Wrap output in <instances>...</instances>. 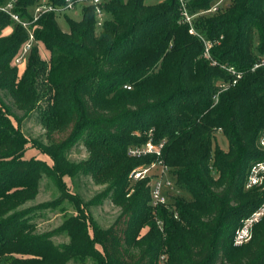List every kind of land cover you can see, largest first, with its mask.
Returning a JSON list of instances; mask_svg holds the SVG:
<instances>
[{
	"label": "trees",
	"instance_id": "16d2710c",
	"mask_svg": "<svg viewBox=\"0 0 264 264\" xmlns=\"http://www.w3.org/2000/svg\"><path fill=\"white\" fill-rule=\"evenodd\" d=\"M214 1L184 0L197 34L183 21L180 0H107L100 29L92 5L82 7L79 19L66 14V31L53 11L34 19L40 0H14L20 21L0 11V90L23 111L14 115L0 97V264H264V215L249 241L233 243L264 200V191L245 188L250 164L264 159L257 144L264 129V67L252 69L264 55V0H228L200 14ZM23 22L38 43L20 76L12 59L28 38ZM7 26L12 33L4 36ZM200 35L212 41L216 64L203 56ZM221 64L243 75L215 103L217 81L231 77ZM37 108L49 133L70 127L63 141L33 144L52 165L25 158L29 139L20 122ZM149 133L164 141L162 156H130L129 147L145 143ZM218 134L227 139L226 150ZM82 139L90 158L72 170L64 149ZM160 159L175 190L168 205L155 206L151 178L130 185L129 173ZM79 170L109 180L101 196L121 211L108 228L97 226L70 192L64 177ZM43 176L56 180L58 202H72L75 213L57 229L38 232L32 209L17 208L35 197ZM58 232L68 240L56 244Z\"/></svg>",
	"mask_w": 264,
	"mask_h": 264
},
{
	"label": "rangeland",
	"instance_id": "374dc122",
	"mask_svg": "<svg viewBox=\"0 0 264 264\" xmlns=\"http://www.w3.org/2000/svg\"><path fill=\"white\" fill-rule=\"evenodd\" d=\"M48 0H40V2H47ZM154 2L157 0H148ZM69 15L72 18L79 19L82 16L81 5L77 7L75 11H67L58 15V22L63 30H68V24L65 20V15ZM12 33V27L7 26L3 29L2 35L8 36ZM19 50V49H18ZM40 54L45 60L49 59L48 51L40 46ZM18 52V51H17ZM29 54L25 55L24 60L20 64L12 65L17 67L18 74L22 76L29 61ZM14 58V57H13ZM0 97L4 104L9 108L10 112L14 115L21 117L23 111L19 110L13 100V98L5 91L0 90ZM14 124L17 122L13 119ZM20 128L23 134L29 139L27 144V150L25 152V158L30 159L36 157L45 160L49 165L53 164L52 158L38 150L33 144L41 143L49 145L52 141H63L66 139L70 132V127L58 131L53 134L48 132L44 123L39 118V109L30 112L20 122ZM217 140L219 145L223 149H227V139L218 134ZM66 156V165L72 170L74 167L90 158V150L84 139L77 141L74 144L68 145L64 149ZM70 192L77 196L78 202L84 206L89 218L101 228H108L116 223L120 215V208L115 205L109 196H101L106 190L109 180H102L93 177L90 174L83 173L81 170L73 171L70 176L64 177ZM133 181L130 185H133ZM175 190V189H174ZM132 191V190H131ZM60 196V188L56 180L52 177L43 176L38 184V192L34 198L27 200L24 204L20 205L17 209L29 208L30 220L35 226V230L38 232L53 231L57 229L63 221L71 214L75 213V206L72 202L63 200L58 202ZM95 199L94 203H91ZM46 203H52V205L41 207ZM122 222L120 221L119 225ZM53 240L56 244L67 241L68 238L63 233H56L53 236ZM66 264H94L92 260H87L85 263L71 260Z\"/></svg>",
	"mask_w": 264,
	"mask_h": 264
},
{
	"label": "built area",
	"instance_id": "2783aa9c",
	"mask_svg": "<svg viewBox=\"0 0 264 264\" xmlns=\"http://www.w3.org/2000/svg\"><path fill=\"white\" fill-rule=\"evenodd\" d=\"M106 2L107 0H65L64 4L61 6H54L49 2H40L34 8L33 14L34 19H36L40 14L44 12L53 11L57 15H59L67 11H75L80 5L81 7L92 5L94 7L96 17V27L97 29H100L107 18V12L104 8ZM180 2L182 4L183 21L187 22L190 25L189 31L191 33L197 34L192 22L193 16L189 15V13L187 12L184 0H180ZM227 3L228 0H215L208 9L201 11L200 14L214 13L226 6ZM14 4V0H10L5 4H0V11L9 13L12 19H14L15 21H20L21 19L19 15L13 11ZM22 24L28 31V38L22 43L18 52L14 56V65L22 63L25 55L30 54L32 47L36 43H38L34 35V29L29 27L26 22H23ZM200 37L205 44L203 56L205 58L211 59L210 47L212 46V41L204 39L201 35ZM211 61L212 64L217 63L215 60L211 59ZM221 67L224 68L231 77L228 80L220 79L217 81V91L213 97L215 103L218 101L219 94L222 91L228 89L230 86L235 85L243 75V72L234 65L221 64ZM258 67H264V55H261L259 57L258 61L254 64L252 69ZM149 136V139L145 143L129 147L128 154L132 157H144L149 155L161 157L164 147V141L155 142L152 139L151 133H149ZM257 144L262 150H264V129L259 134ZM147 177L151 178L148 183L150 186L151 203L155 206L161 204L168 205L170 194L175 189L174 182L170 177L169 167L163 163L162 159H160L150 164L136 166L129 173V179L133 182L145 179ZM245 188L264 191V159L256 160L250 164L247 170ZM263 215L264 200L255 211H253L248 217L243 220L242 225L235 232L233 243L235 245H241L249 241L252 237L254 225L262 218Z\"/></svg>",
	"mask_w": 264,
	"mask_h": 264
}]
</instances>
